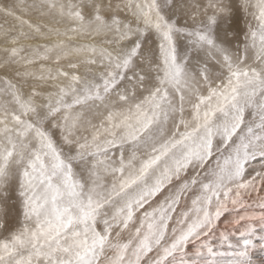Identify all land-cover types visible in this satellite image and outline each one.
<instances>
[{
  "label": "snow or ice",
  "instance_id": "snow-or-ice-1",
  "mask_svg": "<svg viewBox=\"0 0 264 264\" xmlns=\"http://www.w3.org/2000/svg\"><path fill=\"white\" fill-rule=\"evenodd\" d=\"M0 264H253L264 0H0Z\"/></svg>",
  "mask_w": 264,
  "mask_h": 264
},
{
  "label": "rangeland",
  "instance_id": "rangeland-1",
  "mask_svg": "<svg viewBox=\"0 0 264 264\" xmlns=\"http://www.w3.org/2000/svg\"><path fill=\"white\" fill-rule=\"evenodd\" d=\"M251 259L253 261V264H264V249L257 248L253 250Z\"/></svg>",
  "mask_w": 264,
  "mask_h": 264
},
{
  "label": "bare ground",
  "instance_id": "bare-ground-1",
  "mask_svg": "<svg viewBox=\"0 0 264 264\" xmlns=\"http://www.w3.org/2000/svg\"><path fill=\"white\" fill-rule=\"evenodd\" d=\"M1 22V21H0Z\"/></svg>",
  "mask_w": 264,
  "mask_h": 264
}]
</instances>
